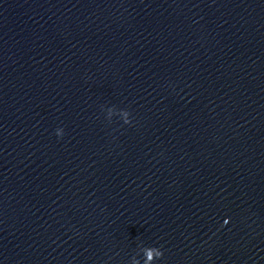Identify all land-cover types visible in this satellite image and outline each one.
I'll use <instances>...</instances> for the list:
<instances>
[{
	"label": "water",
	"instance_id": "1",
	"mask_svg": "<svg viewBox=\"0 0 264 264\" xmlns=\"http://www.w3.org/2000/svg\"><path fill=\"white\" fill-rule=\"evenodd\" d=\"M143 247L264 264V0H0V264Z\"/></svg>",
	"mask_w": 264,
	"mask_h": 264
},
{
	"label": "clouds",
	"instance_id": "2",
	"mask_svg": "<svg viewBox=\"0 0 264 264\" xmlns=\"http://www.w3.org/2000/svg\"><path fill=\"white\" fill-rule=\"evenodd\" d=\"M121 112H122L123 117H124V119H123L124 123L125 124L130 123L131 121L129 119V116H130L129 112L127 110H122ZM63 134H64L63 129L58 128L56 130V135L58 137H62ZM224 223L227 224L228 220L226 219L224 221ZM143 252H144L143 264H153V262L155 260L162 258L164 255L162 249L158 248V247H143ZM131 262H132V264H140V261L136 257H132Z\"/></svg>",
	"mask_w": 264,
	"mask_h": 264
}]
</instances>
